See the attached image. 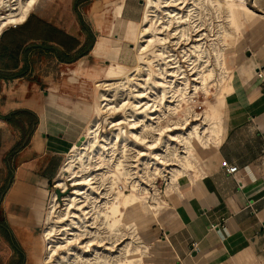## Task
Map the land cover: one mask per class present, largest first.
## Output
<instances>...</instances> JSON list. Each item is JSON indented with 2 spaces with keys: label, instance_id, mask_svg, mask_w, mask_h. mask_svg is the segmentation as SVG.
<instances>
[{
  "label": "bare ground",
  "instance_id": "bare-ground-1",
  "mask_svg": "<svg viewBox=\"0 0 264 264\" xmlns=\"http://www.w3.org/2000/svg\"><path fill=\"white\" fill-rule=\"evenodd\" d=\"M39 1L0 0V34L23 23ZM248 2L259 4V0H142L137 22L121 21L123 1L115 4L112 32L125 28L134 34L127 51L132 68L118 62L120 45L107 47L97 41L95 54L103 52L111 64L94 83L92 117L80 144L67 150L53 182L60 193L68 187L71 193L62 208L52 194L41 232L43 257L35 264H152L145 261L150 244L139 235L135 222L150 216L158 222L160 202L156 207L146 205V199L155 198L151 194L155 177L165 174L171 194L178 193L179 180L192 182L201 176L202 154L221 143L225 99L233 78L225 60L232 41L242 38L245 24L264 17ZM213 86L215 102L205 100L208 107L201 113L190 111L198 104V93L207 99ZM106 114L120 116L108 122L109 132L103 134ZM133 152L131 161L127 153ZM129 161H141L139 177L131 172L137 166ZM121 184H129V193L122 192ZM137 208L143 212L138 219ZM126 213L129 224L123 222Z\"/></svg>",
  "mask_w": 264,
  "mask_h": 264
},
{
  "label": "crops",
  "instance_id": "crops-1",
  "mask_svg": "<svg viewBox=\"0 0 264 264\" xmlns=\"http://www.w3.org/2000/svg\"><path fill=\"white\" fill-rule=\"evenodd\" d=\"M104 1L91 0L74 10V0L70 11L80 26L81 13L88 7L97 13ZM122 1L121 21L137 22L142 1ZM262 18L247 22L242 31L245 61L232 67L238 77L234 83L232 78L225 99L221 143L202 154L201 176L179 180V192L168 196L161 224L156 222L157 232L145 238L152 264H264ZM90 34L91 48L79 55L87 34L82 40L34 12L0 34V116L26 110L37 117L27 134L0 119V264L40 260L37 232L43 228L49 186L67 150L82 139L78 131L83 133L91 120L92 103L81 100L104 71L103 56L94 52L102 37ZM54 65L60 68L56 82ZM229 167L236 172L227 174Z\"/></svg>",
  "mask_w": 264,
  "mask_h": 264
},
{
  "label": "rangeland",
  "instance_id": "rangeland-1",
  "mask_svg": "<svg viewBox=\"0 0 264 264\" xmlns=\"http://www.w3.org/2000/svg\"><path fill=\"white\" fill-rule=\"evenodd\" d=\"M74 0H41L39 1V3L34 7V9L32 10V12L36 13V14H42L44 17L47 18V20H50L53 24H58L60 27H63L64 30H69L72 34H74V36L80 38V39H85L86 38V34L85 33H81V28L77 22V19L75 17V15L73 14L72 10L70 11V7L72 6ZM142 1V0H141ZM250 1V0H249ZM117 0H105L104 3H102L101 7L99 8V10L97 11V13L95 14H91L90 11V7L87 8V12L81 13L82 19L84 21V23L86 24V26L88 27L89 31L91 33H94L96 36V39L100 38V41L106 42L107 47H110L112 45H120V54L119 57L120 59L118 60V62L124 66L125 68H132V65L130 62H128L127 59V51L129 47L131 46V42H133L134 39V34L132 31H129L125 28H116V30L114 32H112L113 30V8L116 4ZM262 1L259 0V4L257 7L251 6L250 2H248V7L250 8H254L255 10H258V8H261ZM142 5V2H141ZM38 8V9H37ZM141 8L142 6H138V10H140L141 12ZM79 11H81V9L79 8ZM215 21V20H214ZM231 27L233 25H230ZM243 33V32H242ZM241 35V34H240ZM105 38V39H104ZM121 39V40H119ZM232 48H231V53L228 54L227 58H226V66H227V74H231L232 73V67L233 66H237L238 64H243L244 65V61H245V55L243 54V45L241 43V37H238L236 39H234L232 41ZM95 48V47H94ZM98 54L102 55V61H101V65L102 68L105 70L110 64L111 61L104 56L103 52H99ZM106 58L107 61H105ZM184 68L186 70H188L187 67V62H183L182 63ZM218 71V69H217ZM237 71V70H236ZM234 71L233 73V83L236 77H238V73ZM53 72H54V81L56 82L57 79L59 81L60 78V68H58L56 65L53 66ZM96 81H94L93 83L89 84V86H87V93L86 96L83 98V100H81L82 103H92V92L94 91V83ZM63 83V82H62ZM66 86V84H64ZM96 85V84H95ZM212 89H210L211 93L210 95H208V98L206 99L201 93H198V98H197V106L194 107L192 106L190 108V111H194L197 113H201L202 110L206 109L208 106L205 105L203 102L205 100L209 101L210 104H213L214 98H213V94L215 93L216 89L213 87H211ZM215 89V91H214ZM231 93V88H228V94ZM184 109V108H183ZM106 114L104 116V118L107 120V122L103 121L102 124V128H101V132L103 134H107L108 131V122L109 121H115L119 118L120 115L118 114H114V115H108ZM70 117H74L73 115ZM126 129V128H125ZM101 133V134H102ZM82 136V130L78 131V136ZM80 141V139H79ZM80 144V142H79ZM129 144V143H128ZM132 144L130 143L129 146H131ZM137 150H140L141 152H146V150H144V147L141 148V146L139 147V145H137L136 147ZM132 152V151H131ZM135 152H133V154H129L127 153V157H129L130 155H135ZM136 156V155H135ZM118 157V156H117ZM132 158V156H130ZM134 158H132L131 161H133ZM136 159V157H135ZM139 160L142 161V158H139ZM141 161L138 162H134V163H130L129 162L127 164L134 166L136 165V168L132 169V173H137L135 174V176L139 177V175L142 174V172L140 171V168H142L141 165ZM138 164V165H137ZM138 168V169H137ZM135 171V172H134ZM141 172V173H140ZM165 174L158 175L157 177H155L156 179L154 180V183L152 184L154 191L151 192V194L153 195V199L150 197L148 199H146V205L148 206H153L156 207L158 206V203L156 202H160L161 205V210L165 211L166 210V201L168 196L171 194L170 190L167 188L168 187V181L166 179ZM123 181V180H122ZM129 182V181H128ZM71 182L67 181V185H70ZM122 189V192L124 193H129V184L126 185L124 187V185H119ZM70 188V189H69ZM60 189L56 190V188H54V184L52 183L49 186V193H48V201L50 200L51 196L53 193L56 194V201L59 204V206L62 208L63 207V203H64V197H66L67 195H69L71 193V187H68V191L64 192V193H60ZM155 192V193H154ZM160 200V201H159ZM160 213L158 212L157 215V221L158 223L160 222V217L163 214V212ZM134 216L137 217L138 216H143V212L142 210H137L134 211ZM142 218V217H141ZM139 219L137 220L135 223L138 227V233L141 237H143L144 239L147 238L149 232H157L158 226L157 223L154 221L153 216H150L146 219ZM142 220V221H141ZM130 219L127 216V213L125 215V217L123 218V222L125 224H129L130 223ZM147 221V222H145ZM152 222V223H151ZM161 224V222H160ZM142 228V229H141ZM41 232L42 230H40L39 232H37V248L40 251L39 253V258L41 259L43 257V242L41 239ZM149 255L145 258L146 262H150L151 260L148 259Z\"/></svg>",
  "mask_w": 264,
  "mask_h": 264
},
{
  "label": "trees",
  "instance_id": "trees-1",
  "mask_svg": "<svg viewBox=\"0 0 264 264\" xmlns=\"http://www.w3.org/2000/svg\"><path fill=\"white\" fill-rule=\"evenodd\" d=\"M89 1L91 0H75L73 4L74 10H76L78 5L87 3ZM79 23L82 31L87 34V43L79 53V55H81L82 53H86L91 48L94 38L90 34L88 27L83 23L81 18H79ZM22 118L27 119V124L23 123ZM0 119L10 124L11 126L22 129L25 134L30 133L32 131V127L35 126L37 123L36 115L26 110L15 111L6 116H0Z\"/></svg>",
  "mask_w": 264,
  "mask_h": 264
},
{
  "label": "built area",
  "instance_id": "built-area-1",
  "mask_svg": "<svg viewBox=\"0 0 264 264\" xmlns=\"http://www.w3.org/2000/svg\"><path fill=\"white\" fill-rule=\"evenodd\" d=\"M13 27H15V26H13ZM257 77L260 79V78H261V75L258 74ZM225 172H226L227 174H229V175H230V174H234V173L236 172V168H235V167L225 168Z\"/></svg>",
  "mask_w": 264,
  "mask_h": 264
},
{
  "label": "water",
  "instance_id": "water-1",
  "mask_svg": "<svg viewBox=\"0 0 264 264\" xmlns=\"http://www.w3.org/2000/svg\"><path fill=\"white\" fill-rule=\"evenodd\" d=\"M77 144H79V142Z\"/></svg>",
  "mask_w": 264,
  "mask_h": 264
}]
</instances>
